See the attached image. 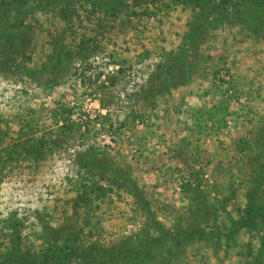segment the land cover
Masks as SVG:
<instances>
[{"label":"rangeland","instance_id":"374dc122","mask_svg":"<svg viewBox=\"0 0 264 264\" xmlns=\"http://www.w3.org/2000/svg\"><path fill=\"white\" fill-rule=\"evenodd\" d=\"M217 2L0 6V26L14 32L0 52L1 247L15 212L24 249L43 253L50 225L70 222L80 245L98 252L83 263L133 264L109 248L159 232L110 168L118 167L161 227H186L189 206L204 200L219 235L168 247L153 240L142 264H264V210L243 222L245 193L264 169V26L242 4L219 12ZM57 61V83L43 85ZM165 64L160 86L151 87ZM86 152L109 167L85 170ZM258 187L264 203V179Z\"/></svg>","mask_w":264,"mask_h":264},{"label":"trees","instance_id":"16d2710c","mask_svg":"<svg viewBox=\"0 0 264 264\" xmlns=\"http://www.w3.org/2000/svg\"><path fill=\"white\" fill-rule=\"evenodd\" d=\"M181 1H189L194 4H200L202 0H181ZM25 0H0V6L3 4L15 5L17 8L23 4ZM211 1H208V3ZM243 6V9L249 11L252 16V20L256 25L264 26V0H218L217 3L212 5L216 7L219 12L223 9L227 10V7L230 8H238L239 5ZM219 5L221 9H219ZM200 7L201 10L204 9ZM211 7V8H212ZM18 10V9H17ZM200 11H197V16ZM1 36H5L6 40H1ZM14 38V32L12 29H5L0 26V52H5V47L7 46L9 40ZM184 47L183 49H185ZM60 61L53 63L50 67L45 68V72L42 77V84L45 86H52L57 83L59 73L56 71L57 64ZM61 64V63H60ZM167 69V64L161 66V68L152 73L151 79L149 80V85L152 87L158 88L160 83L164 79L165 70ZM57 74V75H56ZM164 76V77H163ZM149 86V87H150ZM39 143L42 144V141L39 140ZM26 151L34 150L36 145L33 143L32 145H28L25 147ZM85 170L89 171L93 166H108L105 163L103 164L101 160L93 153L86 152L83 153L79 159ZM109 167V166H108ZM113 172L116 174L117 178H122L128 181V186L130 191L134 196L142 203L144 209L147 212V220L158 230L159 235H152V239L159 242L161 241L167 247L172 246V243L176 245H181L184 242H187L191 239H210L212 237L219 238L217 234V227L214 225H210L207 220V208L204 200L196 201L194 205H190V213L187 218V226H177L173 227L171 230H166L154 217L152 210L150 209L147 200L142 195L138 185L131 178V176L125 171V169H121L118 167H110ZM259 175L256 178L257 184L256 187L252 188L245 193L246 198V206L244 207L245 214L243 219L245 224L250 223V221L254 220V214L258 211L264 210V203L258 198L257 189L258 184L262 182L264 179V169H261ZM261 176L260 179H258ZM98 188H103L99 185ZM210 205V204H208ZM5 227L10 228L8 243L6 246L1 247L0 245V264H62V260L69 256H75L77 258L76 264H85L83 262H87L90 259H93L95 256H98V252L95 251L96 246L90 247H82L78 241L79 230L70 222H65L63 224L52 226L49 235L47 236V244L46 250L43 253L31 252L28 249H24L22 247L21 237L19 233L18 225L21 223L19 217L15 212H11L6 218ZM203 222V223H201ZM261 222V221H260ZM258 223V222H257ZM262 229L261 235H264V221L261 222ZM147 240L146 242H131L128 241L124 246L113 245L111 246L110 252L120 254L122 253L124 257L130 256L131 262L133 264H142L152 253L154 252V241ZM216 240V239H215ZM1 244V243H0ZM161 245V244H159ZM155 246L156 248L159 246ZM100 250V247H98ZM102 248V247H101ZM159 249H163L162 246H159ZM66 252V253H65Z\"/></svg>","mask_w":264,"mask_h":264}]
</instances>
